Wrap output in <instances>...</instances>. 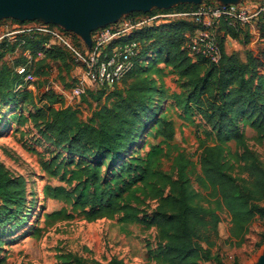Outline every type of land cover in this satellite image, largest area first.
Instances as JSON below:
<instances>
[{"label": "trees", "instance_id": "16d2710c", "mask_svg": "<svg viewBox=\"0 0 264 264\" xmlns=\"http://www.w3.org/2000/svg\"><path fill=\"white\" fill-rule=\"evenodd\" d=\"M193 8L194 5H183L166 12ZM143 15L134 13L130 17ZM263 21L264 14L256 29L262 34L255 35L262 40L261 47L257 51L248 48L244 62L227 53L225 42L231 37L249 47V29L234 30L225 23L215 31L222 52L218 64L200 56L194 59L186 52V43L197 28L192 20L175 19L147 25L115 40L108 51L130 41L140 44L135 66L112 86V90L86 92L83 102L96 103L86 121L80 118V111L64 106V98L47 88L53 69L51 64L56 66L59 76L65 71L77 82L73 70L78 64L71 54L58 44L47 47L51 37L40 32L16 34L13 40L5 37L0 41V125L4 121V107L16 105L33 95L24 80L32 69L39 81L35 105L41 104L36 109L41 123L35 122V126L54 148V155L45 169L67 186H48L45 194L51 199L70 202L88 220L123 214L127 221L156 226L165 238L159 250L167 264L216 261L210 249V236L219 234L222 209L236 227L264 220V206L261 205L264 202V167L250 149L243 130L246 126L254 129L258 139L264 141ZM68 34L83 50L80 41ZM20 49L22 54L16 61L3 62ZM40 52L43 57L36 59ZM26 53L33 56L30 69L17 73L20 64H29ZM159 63L170 67L182 81V93L176 95V99L184 103V112L200 116L210 129L205 138L198 136L201 152L198 173L184 153H178L173 159L175 178L173 174L160 171L156 164L162 149L156 146L145 158L133 155L128 158L150 125L153 126L150 130H155L154 137L161 138L164 143L171 142L176 135L172 121L157 119L162 91L148 71ZM20 85L23 89L17 90ZM34 100L32 98L33 105ZM89 106L92 108V104ZM230 142L241 149V157L247 164L248 179L242 183L230 172L225 161V146ZM192 176H195L194 181ZM138 182L143 184L145 195L160 198L152 217L141 218L138 208L126 203L129 197L125 199V196H135L130 192ZM194 183L210 190V195L220 205L218 209L204 207L197 201L200 194ZM31 194L26 179L15 175L0 160V229L21 216ZM60 215L72 217L66 212L51 214L52 217ZM263 244L264 234L257 246ZM74 264L103 263L77 257ZM107 264L123 263L112 259Z\"/></svg>", "mask_w": 264, "mask_h": 264}, {"label": "rangeland", "instance_id": "374dc122", "mask_svg": "<svg viewBox=\"0 0 264 264\" xmlns=\"http://www.w3.org/2000/svg\"><path fill=\"white\" fill-rule=\"evenodd\" d=\"M260 1L242 0V2L251 3ZM183 5L185 3L182 1L175 2L172 4L171 10ZM155 11L163 12V10L153 8L152 12ZM134 13L122 14L118 23L128 22ZM144 15L141 17L145 18ZM13 21L15 20L10 18L2 19L0 35L10 34L9 37L13 40L15 36L13 32L17 27V23ZM35 22L37 23L38 20L24 22L22 25ZM163 23L165 22L161 21L159 24ZM248 29L249 47H245L233 39L227 42L226 50L235 51L243 58L246 57L248 48L257 51L261 47L262 40L256 36L261 35L262 31H257V26ZM81 46L83 50L87 49L83 41ZM186 52L190 57L196 58L187 49ZM21 54L22 49L7 56L3 62L16 61ZM51 65L53 69L47 88H52L64 98V106L80 111V118L83 121L88 120L96 103L88 102L92 104L91 108L87 102H83V96L87 91L102 89L110 91L112 86L101 84L98 88H86L84 94L76 98L72 95V90L76 87L81 75H74L77 81L74 82L65 71L59 76L56 66ZM26 69H30V65L20 64L16 68V72L21 73ZM32 72L33 70L30 69L27 74L31 73L34 77L33 82L29 85L33 95L16 105L4 107L2 113L4 121L0 125V160L15 175L23 176L26 179L28 192L32 193L21 216L15 222L0 229V264H74V258L77 257L90 261L95 260L103 264L109 263L112 259L123 264H167L159 250V245L165 242V238L162 237L156 226L127 221L123 218V214L88 220L75 210L70 202L51 199L45 194V188L48 186H67L60 178L51 175L45 169V165L54 155V148L45 141L39 128L35 126V122L39 125L41 123V119L37 118L36 113V109L41 107V104L35 105L39 81ZM148 75L155 79L156 85L162 91L157 119L167 118L172 121L176 135L174 140L164 143L161 138L154 137L155 130L154 128L150 130L153 127L150 125L149 130L134 146L128 158L131 155L145 158L151 148L156 146L162 149V154L156 164L160 171L173 174L175 178L173 159L178 153H184L191 159L195 173L200 172L201 152L198 136L205 138V133L210 131L209 127L200 116L184 112V103L180 99H176V95L182 93L180 87L182 81L170 67L159 63L153 66L152 70L150 68ZM32 98L35 99V107L32 104ZM58 107L60 106L56 105V108ZM243 130L250 149L258 156L264 167V141L258 139L254 129L246 126ZM241 154L242 151L235 142H230L225 146V161L230 172L239 179L240 183L248 179L247 164L243 161ZM194 178L195 176H192L193 181ZM194 187L200 194L197 201L201 205L212 209L219 208L220 205L210 195L211 192L208 188L200 187L196 183H194ZM144 190L143 184L138 182L130 192L135 196L126 195L125 199L129 197L126 203L136 206L141 218H149L155 212L160 198L145 195ZM134 197H140L141 200L137 201ZM261 205L264 206V202ZM222 210L219 234L210 236L212 244L210 249L217 260L203 264H256L264 252V244L261 247L257 246L264 234V220H256L236 227L230 215L224 209ZM55 212H66L72 217L64 215L52 217L51 214Z\"/></svg>", "mask_w": 264, "mask_h": 264}, {"label": "built area", "instance_id": "2783aa9c", "mask_svg": "<svg viewBox=\"0 0 264 264\" xmlns=\"http://www.w3.org/2000/svg\"><path fill=\"white\" fill-rule=\"evenodd\" d=\"M264 14V0L259 3L242 2L234 5H220L213 1H206L187 11L158 12L144 15L145 18L135 17L127 21L101 28L92 34V47L90 50H82L72 39V36L53 25L32 23L19 24L13 33L40 32L51 37L50 45L58 44L66 49L73 57L75 63L83 69L82 77L78 79L76 87L72 90L74 97H80L87 88V81L100 82L102 85L113 86L125 78L135 66V58L140 52V44L135 41L126 42L113 47H108L115 41L130 34L136 29L147 25L159 24L161 21L169 22L175 19L192 20L197 28L186 43V49L195 57L206 58L214 64H218L222 57L221 45L215 31H218L221 23H225L234 30H243L258 25ZM11 33V34H13ZM10 34L0 35V41ZM28 65L33 61V56L26 53ZM43 57V53L37 54L36 59ZM33 75L27 74L25 84L29 86L33 82ZM23 86L17 87L22 90Z\"/></svg>", "mask_w": 264, "mask_h": 264}, {"label": "water", "instance_id": "95a60500", "mask_svg": "<svg viewBox=\"0 0 264 264\" xmlns=\"http://www.w3.org/2000/svg\"><path fill=\"white\" fill-rule=\"evenodd\" d=\"M179 1L194 6L206 1L224 6L242 3V0H0V22L5 18L20 23L38 20L73 34L90 50L92 33L118 23L122 14H148L153 8L171 10L172 4Z\"/></svg>", "mask_w": 264, "mask_h": 264}, {"label": "crops", "instance_id": "0c3cea01", "mask_svg": "<svg viewBox=\"0 0 264 264\" xmlns=\"http://www.w3.org/2000/svg\"><path fill=\"white\" fill-rule=\"evenodd\" d=\"M18 22V21H17ZM18 24H23V23H17V25ZM16 35V34H15ZM14 38H15V36H14ZM13 38V39H14ZM10 39H12V38H10ZM78 39V38H77ZM79 40V39H78ZM231 40H233L231 37H227L226 38V42H225V46L227 45V42H229V41H231ZM80 41V43L82 42L81 40H79ZM85 51H88V49H86ZM227 51V50H226ZM227 53H229V54H234V55H236V56H238L239 58H240V60H242L243 62L246 60V58H243V57H241L237 52H235V51H232V52H229V51H227ZM82 73H83V69L80 67V66H77V67H75L74 68V70H73V74L75 75V76H77V74H80L81 76H80V78L82 77ZM79 78V79H80ZM87 88L88 89H91V88H98L100 85H101V83L100 82H95V81H92V80H88L87 81Z\"/></svg>", "mask_w": 264, "mask_h": 264}, {"label": "bare ground", "instance_id": "6f19581e", "mask_svg": "<svg viewBox=\"0 0 264 264\" xmlns=\"http://www.w3.org/2000/svg\"><path fill=\"white\" fill-rule=\"evenodd\" d=\"M259 260H257L256 264H264V252L261 254Z\"/></svg>", "mask_w": 264, "mask_h": 264}]
</instances>
